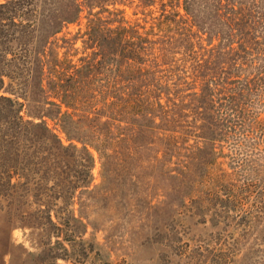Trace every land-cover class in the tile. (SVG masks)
Instances as JSON below:
<instances>
[{
    "label": "trees",
    "instance_id": "trees-1",
    "mask_svg": "<svg viewBox=\"0 0 264 264\" xmlns=\"http://www.w3.org/2000/svg\"><path fill=\"white\" fill-rule=\"evenodd\" d=\"M119 1L125 0H90L93 9L104 11ZM185 2L193 19L189 32L198 27L210 36L217 0ZM86 3L0 0V196L9 199L18 189H67L74 199L79 189H92L94 148L102 159L101 189H174L185 195L183 207L196 202L199 189H214L211 173L218 149L237 137L242 125L246 107L235 97L259 95L264 88L243 75L228 77L225 67L227 77H218L214 49L197 51L190 33L153 40L126 27L108 29L101 17L84 35L87 44L104 34L93 63L58 57L52 63L50 41L80 19ZM235 51L231 45L225 55ZM48 106L59 109L67 135L72 128L94 139L80 136L83 147L65 146L47 122L55 119ZM51 201L36 194L28 199L39 206L37 214ZM48 212L37 218L52 223ZM35 218L27 212L19 220Z\"/></svg>",
    "mask_w": 264,
    "mask_h": 264
},
{
    "label": "rangeland",
    "instance_id": "rangeland-1",
    "mask_svg": "<svg viewBox=\"0 0 264 264\" xmlns=\"http://www.w3.org/2000/svg\"><path fill=\"white\" fill-rule=\"evenodd\" d=\"M92 4L87 0L80 19L50 41L52 63L57 57L93 63L104 34L87 44L84 35L101 17L108 29L126 27L153 40L190 33L197 51L214 49L218 77H227L225 67L228 77L243 75L264 88V0H217L210 36L198 27L189 32L193 19L185 0H125L104 6L106 11ZM231 45L236 51L225 55ZM8 87L6 79L4 93ZM258 94L235 97L246 111L237 137L218 149L211 173L214 189H199L197 201L185 207V195L174 189H101L102 159L94 148L92 189H79L74 199L67 189H18L9 199L0 196V264H264V90ZM48 107L55 119L47 122L65 146L83 147L80 136L94 139L72 128L67 135L59 109ZM163 193L168 197L160 202L156 197ZM35 194L52 200L40 206L46 214L51 209L52 223L37 218L44 213L37 214L39 206L28 203ZM27 212L36 218L20 221Z\"/></svg>",
    "mask_w": 264,
    "mask_h": 264
}]
</instances>
